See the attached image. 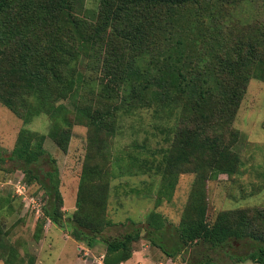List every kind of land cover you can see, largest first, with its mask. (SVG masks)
Instances as JSON below:
<instances>
[{
	"label": "rangeland",
	"instance_id": "374dc122",
	"mask_svg": "<svg viewBox=\"0 0 264 264\" xmlns=\"http://www.w3.org/2000/svg\"><path fill=\"white\" fill-rule=\"evenodd\" d=\"M98 5L99 0L86 1L90 12L97 10ZM199 5L203 12H197L198 5L190 7L188 4L171 7L169 16L166 9H161L159 23L153 29L155 50L163 53L167 49L175 60L190 56L202 72L208 64L221 65L228 56L226 52L231 51L242 56L244 70L257 75L249 80L233 124L223 135V142L239 154L238 171L233 175L210 176L206 166L203 171H196L193 165H187L183 171L175 169L171 174L166 173L164 152L170 150V141L181 125L183 108L178 103L161 105L163 102L159 101L157 93L165 88L159 87L156 78L161 75L166 78L167 74L155 68L146 74L152 54L146 59L140 58L137 63L131 59L125 62L127 65L134 63L136 71L129 72V84L131 89L135 86L138 92L135 101L138 102L132 107L120 100L112 103L117 109L100 124L101 131L96 132L94 126L86 123L75 124L73 112L68 113L73 125L67 152L50 136L51 128L65 129L66 125L58 118L57 122L51 121L50 115L38 113L43 105L31 99L30 108L36 115L26 123L0 102V232L10 262L113 264L105 261L107 246L100 239L89 248L72 236L68 223L82 211L96 225L100 223L109 236H119L136 226H144L145 237L134 243L130 259L121 264H191L201 255L198 247H189L176 257H170L150 240L147 222L151 212L164 217L167 222L164 242L167 249L172 250L178 240L177 228L193 201L199 176H206L209 223L224 210H264V65L258 63V59L264 58V0H200ZM249 44L257 52L250 59L246 54ZM126 51L122 49L123 53ZM85 69L88 77H94L89 80L101 76L100 69L96 72ZM148 83L153 87L145 88ZM89 88L91 85L85 81L77 101L93 110L105 109V99L100 101ZM70 100L54 102L71 105ZM146 100L154 104L143 105ZM110 123H116L118 132L107 133L106 124ZM24 128L45 136L46 154L38 167L42 172L54 166L59 171L64 227L45 217L43 206L47 197L44 190L36 182H27L24 172L12 159L17 138ZM95 139L97 143H92ZM230 243L209 250L210 256L220 264H255L233 261L229 255L246 253L249 246L237 240ZM0 264H7V261L3 259Z\"/></svg>",
	"mask_w": 264,
	"mask_h": 264
},
{
	"label": "trees",
	"instance_id": "16d2710c",
	"mask_svg": "<svg viewBox=\"0 0 264 264\" xmlns=\"http://www.w3.org/2000/svg\"><path fill=\"white\" fill-rule=\"evenodd\" d=\"M86 1L0 0V102L26 123L36 115L30 108L32 101L43 105L38 113L50 115L51 121L60 119L66 125L65 129L51 128L50 136L67 152L73 125L68 113L73 112L75 124L86 123L94 126L96 132L101 131L100 124L117 109L112 103L120 100L132 107L138 102L135 101L138 92L129 84V72L135 70L134 63L127 65L125 62L131 59L137 63L140 58L146 59L152 54L146 74L152 73L154 68L167 74L166 78L164 75L156 78L159 87L165 88L157 93L159 101L163 102L161 105L178 103L183 108L181 125L170 141V150L164 152L166 173L171 174L175 169L183 171L187 165H193L196 171H203L206 166L210 176L235 174L241 160L239 154L223 142V135L233 124L249 80L257 75L242 68L243 58L235 52H226V61L213 67L208 64L202 72L190 56L175 60L167 49L157 53L153 41V29L159 23L161 9H166L169 16L171 7L198 5L200 13L203 12L200 0H99L97 10L92 12ZM123 48L127 49L125 53ZM246 54L249 59L257 54L253 45H247ZM258 63L264 65V58L258 59ZM85 68L94 72L100 69L101 76L89 80L94 77H88ZM85 81L91 85V93L100 101L105 99V109L93 110L77 101ZM150 85L148 83L145 88L156 86V82ZM67 99H71V105L55 104ZM151 103L152 100H146L143 105L149 107L154 104ZM106 126L108 134L119 130L116 123ZM44 141V135L22 129L12 159L24 172L27 182H36L44 190L47 197L43 206L45 217L64 227L59 171L55 166L46 172L38 167L46 154ZM147 166L153 169L152 165ZM205 182L206 176H199L198 184L196 181L193 201L177 228L178 240L172 250H168L164 242L166 220L160 213L149 214L147 229L152 243L170 257H176L189 247H198L201 255L191 264H220L208 251L237 240L247 244L249 249L243 254L229 255L233 261L264 264V210H224L209 223ZM88 217L80 211L72 218V223H68L72 236L89 248L95 246L97 239L104 242L107 263L121 264L130 259L134 243L145 237L142 225L122 235L109 236L100 223L96 225ZM1 237L0 232V251H3L0 261L5 259L7 264H13L6 258Z\"/></svg>",
	"mask_w": 264,
	"mask_h": 264
}]
</instances>
